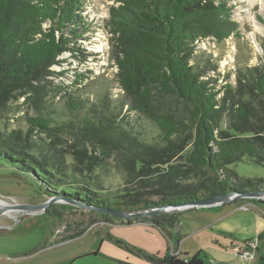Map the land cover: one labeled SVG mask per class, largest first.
I'll list each match as a JSON object with an SVG mask.
<instances>
[{"label": "trees", "instance_id": "1", "mask_svg": "<svg viewBox=\"0 0 264 264\" xmlns=\"http://www.w3.org/2000/svg\"><path fill=\"white\" fill-rule=\"evenodd\" d=\"M116 1L119 4L109 8L107 22L117 68V98L99 94L89 105L69 98L64 111L45 99L42 83L56 74L51 66L62 64L59 55L69 52L76 57L73 40L90 29L82 15L83 0H0V119L22 117L27 125L25 131L0 130V163L32 177L41 194H61L114 211L255 190L258 184L248 180L235 184L237 177L228 166L244 158L264 162V53L260 65L244 67L235 84L227 81L220 88L198 56L204 53L200 49H206L202 47L206 39L220 43L232 35L240 37L228 0ZM168 98L181 108L162 107L159 99ZM29 100L31 116L21 107ZM18 112L22 116L15 117ZM63 134L79 146L73 151L75 159L88 158L87 171L65 162V154L56 146ZM85 141L93 154L86 155ZM180 153L178 162L163 166ZM111 157L124 184L135 181L136 191L120 190L133 191L127 194L132 196L120 193L121 199L112 202L88 197L90 190L100 188L98 172L105 174L101 162ZM90 164L95 165L91 171ZM95 169L93 178L90 173ZM84 184L89 188L81 193L54 190V186L80 190ZM138 191L150 196L140 198L142 194H134ZM50 209L43 215L58 216ZM177 215L121 222L150 223L177 250L181 240ZM168 250L161 257L138 254L151 264H225L206 261L200 252L187 256Z\"/></svg>", "mask_w": 264, "mask_h": 264}, {"label": "rangeland", "instance_id": "2", "mask_svg": "<svg viewBox=\"0 0 264 264\" xmlns=\"http://www.w3.org/2000/svg\"><path fill=\"white\" fill-rule=\"evenodd\" d=\"M118 4L116 0H83L82 15L90 23V29L73 40L76 57L69 52L59 55L62 64L51 66L56 74L42 83L45 90L43 96L60 108L58 110H67L69 98L83 101L86 105L95 102L99 94H106L111 100L117 98V68L112 57V34L107 20L109 8ZM228 4L233 7L232 15L238 23L240 37L232 35L220 43L206 39L202 47L207 50L200 49L204 53H198L203 60L202 66L207 67L217 88L227 81L235 84L237 72L246 66L260 65L264 53V9H261L258 1L250 3L249 0H228ZM67 35L72 37L70 33ZM168 99H159L160 105L165 108H181L182 104ZM22 102L23 98L18 104ZM25 102L27 104H22V110L31 116L34 114L33 102ZM21 114L15 113V117ZM20 118L16 120L10 116L9 119H0V130L20 128L25 131L27 125ZM61 137L63 141L56 146L65 154V162L87 171L88 158L84 157L82 162L75 159L73 151L79 146L73 138L67 134ZM85 144L88 145L86 141ZM85 152L86 155L93 154L89 146ZM182 154L176 155L163 166L178 162ZM100 166L105 174L98 173L104 178L99 176L97 180L100 188L90 190L91 195L88 197L112 202L121 199L120 193L132 196L127 194L136 191V182L124 184L121 174L114 167L113 157L104 159ZM89 167H92L91 171L95 165L90 164ZM228 169L237 177L235 184H245L246 180L258 184L255 190L243 188L238 192H262L263 195L235 197L231 201L212 206L216 209L200 207L176 212L181 240L178 249L173 250L170 238L163 232L144 235L139 232V229H143L139 224L119 225L127 218L117 220L110 214L111 217L105 218L81 200L61 194H41L32 177L18 174L10 165L0 163L1 199L11 204H39L49 197L56 198L47 207H53L50 211L58 214L49 218L43 215L45 210L14 211V218L6 213L0 214V264H151L138 253L157 254L161 257L167 249L174 254L187 253V256L200 252L206 261L243 264L244 260L238 258L236 252H243V244L250 241H253L252 247H255L249 249L253 253L250 264H258V261L264 264V162L258 164L244 158L230 164ZM96 172L95 169L90 176L94 178ZM71 186H54V190L81 193L83 188H89L86 184L80 185V190ZM125 188H132L133 191H120ZM134 194H142L140 198L150 196V193L143 191ZM150 199L159 198L152 196ZM79 203H83V206ZM127 239L135 240V243ZM43 241L44 246L39 248ZM144 241L147 244L145 246L141 245ZM97 249L98 254L92 255ZM32 250L35 251L29 253Z\"/></svg>", "mask_w": 264, "mask_h": 264}, {"label": "water", "instance_id": "3", "mask_svg": "<svg viewBox=\"0 0 264 264\" xmlns=\"http://www.w3.org/2000/svg\"><path fill=\"white\" fill-rule=\"evenodd\" d=\"M258 196V195H263L262 192L257 193V192H238L236 190H232L229 192H226L224 194H219L207 199H203L200 201L196 202H186V203H180V204H169L166 206H160L157 208H147V209H139V210H134V211H126V210H119V211H114V210H109V209H104V208H98L94 206H87L88 208L102 212L105 214H110L116 218L119 219H125V218H142V217H148V216H154V215H162V214H170V213H176L179 211H184L188 209H193V208H206V207H212V206H217L222 203L228 202L233 200L235 197H240V196ZM56 198L49 197L47 200H45L42 203L39 204H0V214L7 213L10 210L13 209H19V210H36L37 212L44 211L47 208V205L50 202L55 201ZM80 206H83V203H79ZM35 212V213H37Z\"/></svg>", "mask_w": 264, "mask_h": 264}, {"label": "crops", "instance_id": "4", "mask_svg": "<svg viewBox=\"0 0 264 264\" xmlns=\"http://www.w3.org/2000/svg\"><path fill=\"white\" fill-rule=\"evenodd\" d=\"M138 224L143 227V229H141V230L139 229V232H141L144 235H150V234L152 235V233H154V232H158V233L162 232L159 228H157V227H155V226H153L147 222H135V223L130 224V225H138ZM119 225H125V224H119ZM127 241L135 243V240L127 239ZM141 245H143V246L147 245L146 241H144V243H141ZM97 250L99 251V249H97ZM98 251L96 254H92V255H97Z\"/></svg>", "mask_w": 264, "mask_h": 264}, {"label": "built area", "instance_id": "5", "mask_svg": "<svg viewBox=\"0 0 264 264\" xmlns=\"http://www.w3.org/2000/svg\"><path fill=\"white\" fill-rule=\"evenodd\" d=\"M252 245H254L253 241L245 242L242 246L245 250L242 252L241 250L236 252L237 257L244 260L243 264H250L253 261V253L249 250ZM241 248V249H242ZM255 247H252L251 249H254Z\"/></svg>", "mask_w": 264, "mask_h": 264}, {"label": "bare ground", "instance_id": "6", "mask_svg": "<svg viewBox=\"0 0 264 264\" xmlns=\"http://www.w3.org/2000/svg\"><path fill=\"white\" fill-rule=\"evenodd\" d=\"M254 1L255 2L258 1V3L261 5V9H264V0H249L250 3H254ZM259 29H262V27H259ZM0 204H11V203L0 198ZM14 211H25V210L13 209V210L8 211L6 214L9 217L14 218L15 217ZM29 211L32 212V211H36V210H29Z\"/></svg>", "mask_w": 264, "mask_h": 264}]
</instances>
